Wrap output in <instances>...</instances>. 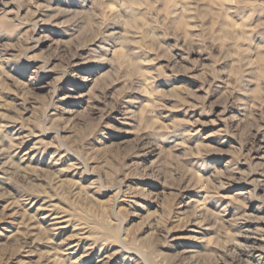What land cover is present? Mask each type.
<instances>
[{"label": "rangeland", "instance_id": "374dc122", "mask_svg": "<svg viewBox=\"0 0 264 264\" xmlns=\"http://www.w3.org/2000/svg\"><path fill=\"white\" fill-rule=\"evenodd\" d=\"M0 264H264V0H0Z\"/></svg>", "mask_w": 264, "mask_h": 264}]
</instances>
